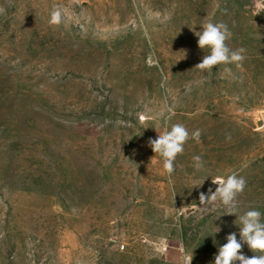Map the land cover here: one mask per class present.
<instances>
[{
	"label": "rangeland",
	"instance_id": "1",
	"mask_svg": "<svg viewBox=\"0 0 264 264\" xmlns=\"http://www.w3.org/2000/svg\"><path fill=\"white\" fill-rule=\"evenodd\" d=\"M207 21L240 68H195ZM177 122L201 139L169 176ZM232 173L264 213V0H0V264H214L237 217L199 197Z\"/></svg>",
	"mask_w": 264,
	"mask_h": 264
},
{
	"label": "clouds",
	"instance_id": "2",
	"mask_svg": "<svg viewBox=\"0 0 264 264\" xmlns=\"http://www.w3.org/2000/svg\"><path fill=\"white\" fill-rule=\"evenodd\" d=\"M62 18L61 10L55 9L51 13L50 23L58 25L62 22ZM201 27L202 31L195 32L198 37V47L202 50L208 49V54L195 68L202 72H210L219 65H235L240 68L246 59V49L229 47L228 41L232 38L233 33L228 25L223 21H207ZM225 72L231 75L230 68L226 67ZM168 112L171 114L172 109L169 108ZM156 131L159 135L156 139L149 140V147L162 158L163 169L171 176L175 171L177 156L183 154L184 146L189 139L200 141L201 131L197 129L190 134L186 126L179 122L171 124L170 127L166 123L163 132L157 129ZM192 159L194 168L198 171L201 170L203 168L202 157L196 155ZM212 181L217 187L215 191L209 188L208 194H200V205L209 206L219 202L226 209L224 214L237 217L234 224L239 227V240L236 232L228 234L226 236L227 242L219 247L218 254L215 255L214 264H236V262L239 264H264V218H262L264 213L255 208H250L242 214L239 211L238 197L247 186L246 179L232 173L227 177L212 179ZM220 230L218 226H215L214 234ZM245 244L256 255L251 258L246 257L242 252ZM192 259V253H185L181 258V264H191Z\"/></svg>",
	"mask_w": 264,
	"mask_h": 264
}]
</instances>
